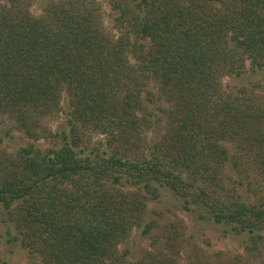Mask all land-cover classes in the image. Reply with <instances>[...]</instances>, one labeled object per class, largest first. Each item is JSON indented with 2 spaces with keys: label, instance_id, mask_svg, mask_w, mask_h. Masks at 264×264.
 <instances>
[{
  "label": "trees",
  "instance_id": "1",
  "mask_svg": "<svg viewBox=\"0 0 264 264\" xmlns=\"http://www.w3.org/2000/svg\"><path fill=\"white\" fill-rule=\"evenodd\" d=\"M34 1L0 0V116L55 145L0 150L8 240L30 264H264V91L223 88L246 62L264 82V0H109L116 30L97 0L39 15ZM62 102L67 129L53 133L41 120ZM86 131L110 152L84 155ZM158 186L249 234L244 255L207 253L182 219L147 222ZM134 228L148 246L131 260L118 246Z\"/></svg>",
  "mask_w": 264,
  "mask_h": 264
},
{
  "label": "rangeland",
  "instance_id": "2",
  "mask_svg": "<svg viewBox=\"0 0 264 264\" xmlns=\"http://www.w3.org/2000/svg\"><path fill=\"white\" fill-rule=\"evenodd\" d=\"M51 0H35L31 5V12L34 15L41 14L43 8ZM103 9V17L105 24L111 30H116L115 22L113 21V13L109 5V0H97ZM223 88L226 91L236 92L238 89L245 88L258 92L264 91V82L260 72H254L251 69L249 62H246L245 72L240 77L227 76L223 78ZM148 91L156 94L154 83L148 84ZM155 104H160L157 100ZM67 103L62 102V110L54 117H46L41 120L43 126L49 128L53 133L61 132L67 129L66 114ZM160 116V115H159ZM156 117L157 119H160ZM162 122V121H161ZM155 121L153 131L146 133L147 139L152 135H156L161 131L162 123ZM162 128V129H161ZM84 139L79 149L84 150V155H89L92 159L97 156H102L103 152L109 153V148L105 145L107 136L101 133L84 132ZM145 135V136H146ZM0 137L3 142H0V150L7 153H12L18 145H26L27 142L34 143L38 148L45 150L53 147L55 139L41 138L38 141H33L24 137L14 128V123L6 116H0ZM78 150V149H77ZM125 189L135 190L131 183L122 180ZM159 196L154 200L148 201V209L146 221L154 220L157 223H163L166 219H182L186 226V236L190 237L191 241L203 248L207 253L222 252L227 255H244V247L249 244V234H235L231 232L228 226L216 224L207 219L206 212L202 207L189 205V208H184L183 200L178 199L175 194L167 186H158ZM244 188V187H243ZM202 216H201V215ZM5 217L0 211V259L5 264H30L37 260V257L32 256L29 252L21 247L19 242L9 241L6 233V223L1 219ZM148 246V238L142 233L141 228H134L129 239L118 246L119 251L127 250L128 257L134 260L139 253Z\"/></svg>",
  "mask_w": 264,
  "mask_h": 264
}]
</instances>
